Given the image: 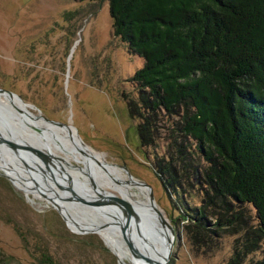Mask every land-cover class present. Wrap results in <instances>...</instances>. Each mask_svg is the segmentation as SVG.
<instances>
[{
  "label": "rangeland",
  "instance_id": "1",
  "mask_svg": "<svg viewBox=\"0 0 264 264\" xmlns=\"http://www.w3.org/2000/svg\"><path fill=\"white\" fill-rule=\"evenodd\" d=\"M144 63L143 57L115 36L108 0H0V87L18 94L29 104L25 108L30 114L40 119L34 122L5 99L7 94L0 93V155L6 154L10 166L23 169L24 181H38L35 170L43 182H53L69 197L68 205L80 221L87 222L100 216L106 219L103 209L91 206L105 209L106 205L71 180L87 182L91 188L99 182L120 203L129 202L114 183L102 179L99 164L87 169L82 149L99 152L119 174L152 188V202L175 232L168 264H228L241 233L225 232L209 246L195 249L186 232L189 222L182 216L181 204L199 207L201 188L185 189L181 196L170 197L153 169L157 156L168 159L165 129L161 128L155 146L141 145L139 120L130 115L128 104L137 99V87L131 79ZM44 117L71 125L61 128L68 129L82 149L49 147L47 138L53 132L44 127L54 124ZM4 140L21 143L17 148L23 156L17 148L3 146ZM24 155L31 157L30 163ZM4 162L0 159V164ZM5 172L0 169V264H39L42 250H47L56 264H133L129 246L123 254L95 224L88 222L105 233V241L98 232L65 220L59 203L51 205L48 197L53 195L42 186L35 184L33 190L18 187ZM142 186L150 196L151 188ZM131 188L137 187L133 184ZM54 198L63 202L58 196ZM251 212L255 213L253 208ZM69 225L86 232H76ZM130 236L135 242L132 233ZM262 258L264 246L250 253L246 261Z\"/></svg>",
  "mask_w": 264,
  "mask_h": 264
},
{
  "label": "trees",
  "instance_id": "2",
  "mask_svg": "<svg viewBox=\"0 0 264 264\" xmlns=\"http://www.w3.org/2000/svg\"><path fill=\"white\" fill-rule=\"evenodd\" d=\"M108 1L115 36L145 60L128 104L141 145L165 129L156 175L170 197L203 193L181 204L192 246L241 233L228 264H264L246 261L264 246V0Z\"/></svg>",
  "mask_w": 264,
  "mask_h": 264
},
{
  "label": "bare ground",
  "instance_id": "3",
  "mask_svg": "<svg viewBox=\"0 0 264 264\" xmlns=\"http://www.w3.org/2000/svg\"><path fill=\"white\" fill-rule=\"evenodd\" d=\"M5 94H7V93H5ZM4 97L8 101L13 102L15 104V106H17L18 109H20L23 113L26 114L25 110H27V109L25 108L24 103L18 97L12 96L15 100H17L19 103H21L23 105L14 101L12 99L11 95H9V94L5 95ZM39 120L40 119H38L37 122H40ZM34 125H36V124L34 123ZM54 125H57V124H54ZM54 125H49V126L44 127V129L46 128L47 130L53 132L47 138V144H49V147H51L50 145H53V146L55 145V146H57V148H61V146H63V145H69L73 149H82V147L80 146V144L78 143L76 138L71 136L72 133L68 129L61 128V127H66V126H60V125L54 126ZM68 127H70V126H68ZM13 144L15 145V143H13ZM20 144L17 143L15 145L16 148L21 147ZM82 144H83V142H82ZM4 145L6 148H8L5 142L3 143V146ZM83 145L87 146L86 144H83ZM20 150L21 149L19 148L16 152H18L21 156H23V153L21 152L22 150L21 151ZM49 152L51 155H53V156H55L61 160L62 159L67 160L70 165H73V163L71 161H69L68 159H65L62 156H58V155L54 154L52 151H49ZM82 152H84V154L86 155L85 163L87 165V169H89L91 166H95L96 164H99L100 166H98V167L103 169V170H101V174H100L102 179H105V180H108V181L114 183L117 186V188L120 190L121 194L124 196L126 201L128 200L132 204V207L130 206L131 207V213H127V208H126L125 204L120 203L119 201H115V202L111 201L110 197L112 196L111 194H113V193L110 192L109 190L107 191V189L105 190L104 188H102L100 186L99 182H96V185L94 186V188H91V187H89L87 182L84 183L81 180H71V182L74 185L81 183L82 187H86V189H85L86 191H88V192L90 191L89 193L94 197L93 199L99 200L100 202H102L106 205V206L104 205L105 206V209H104V208L98 207L96 205L94 206L93 204L91 205L90 203H87L95 209L96 208L97 209H99V208L103 209L102 211L104 212V215H105L104 217L106 219H104L102 216H100V218L102 220H100V218H99L98 220L88 219V220H86L87 222L80 221V219H82V218L77 216L70 209L71 206L69 207V205H68L69 204L68 203L69 197L67 198L66 193L64 191L58 190L59 188L56 189L57 187L55 186V184H53V182H47L46 180H44V182H43L42 178L38 175V173L35 170H34V172L36 173V177L38 178V181L36 180V181H34V183L32 181H24L22 178H24L23 173H25V172L22 171L23 169H21L20 167L16 168L15 166L14 167L12 165L10 166L9 165V159L5 156L6 154L0 155L1 161L4 162V160H5L4 163H6V164L1 163L0 169L1 170H7V172H5V173L8 176L9 175L13 176L14 179L10 176L9 177L11 178V181L15 185H17L18 187L23 186V188L26 189L27 188L26 186H29L30 189L33 190V188L36 187L35 184L42 186L46 190V192L48 191V193L53 195V197H51V196L48 197L49 203L51 205H57L59 203V205H57V206L62 210L61 213L63 214V216H65L64 217L65 220L67 218L69 221L73 222L76 225H80V226H83L86 228H90L93 231L98 232L102 236L104 241H105V233H106L110 239H112L116 244L119 245L120 250L123 254L126 251V249H128L127 246H129L127 243V240L125 238L126 237L125 231H126L127 220L129 218H132V220H131V222H132L131 233L135 239V242L133 241L135 244V251H133L130 247L129 248H130V254L133 257V264H165V263H167L169 255L171 256L172 249H173V248L171 249V244H172V242H175V232L171 229V226H170L171 223L167 220V218L165 217L163 212L160 211L158 205L156 203H153L152 199H150V196H151L150 188H149V190H150V196H149V194L147 193L148 191L147 192L145 191L142 184H140L138 181L133 180L132 178H128V177L125 178L123 175L119 174V172H118L119 169L118 168H111L106 163V161L103 159L102 154H100L99 152L92 151L91 149H88L86 147L82 149ZM24 157L27 158L26 160L29 163L31 162L30 161L31 157H29L27 155H24ZM35 162L37 163V161H35ZM28 167H30L32 169L31 165ZM98 167H97V169H98ZM112 172H114L116 177L113 176ZM97 176L98 175H96V177ZM97 181H98V179H97ZM133 184L137 187L136 189L131 188V185H133ZM44 186H46L47 189ZM52 186H53V188H52ZM54 196H58V197L62 198L63 202L56 201ZM79 196H81V195H79ZM103 199H106L107 201H104ZM113 205H114V207H113ZM120 212L123 214H121ZM160 214L163 217H161ZM164 219L167 221L164 222ZM88 222L93 223L96 226H98L99 228L105 230L104 231L105 233L102 230H100L99 228L95 227L94 225L88 224ZM70 228H72L76 232H86L83 230L75 229L71 226H70ZM121 232L122 233L124 232V234H121ZM141 243H142L143 247L141 246ZM113 251L120 257V255L115 250H113ZM141 252H143L144 254H142ZM121 260H123V259L121 258Z\"/></svg>",
  "mask_w": 264,
  "mask_h": 264
},
{
  "label": "water",
  "instance_id": "4",
  "mask_svg": "<svg viewBox=\"0 0 264 264\" xmlns=\"http://www.w3.org/2000/svg\"><path fill=\"white\" fill-rule=\"evenodd\" d=\"M7 93V94H9V95H11V96H16V97H18L23 103H24V105H29V104H27L18 94H16V93H14V92H12V91H9V90H7V89H4V88H1L0 87V93ZM25 112H26V114H29L30 116H31V119L35 122L36 121V118L38 119V117H34V116H32L31 114H30V112L28 111V110H25ZM44 119L45 120H47V121H49V122H51V123H54V124H57V125H60V126H71V125H69V124H67V123H62V122H58V121H54V120H52V119H49V118H47V117H44ZM4 142H6V144H7V146H10V147H12V148H14V149H16V146L13 144V143H11L10 141H8V140H4ZM83 142V141H82ZM83 144H85L84 142H83ZM6 176H8L6 173H4ZM9 177V176H8ZM10 178V177H9ZM11 179V178H10ZM142 184H144V185H146V186H148V187H150L148 184H146V183H144V182H141ZM151 188V187H150ZM110 199L111 200H117V201H121L118 197H114V196H111L110 197ZM151 199L152 200H154V196H153V192H152V188H151ZM124 204H125V206H126V208H127V213H131V207H130V204H129V202H124ZM161 215V214H160ZM161 217H163L162 215H161ZM131 220H132V218H129L128 220H127V225H126V240H127V243H128V245H129V247L133 250V251H135V244H134V242H133V240H132V238H131V236H130V234H131V225H132V222H131ZM165 221H167V220H165L164 219V222ZM171 226V229L174 231V229H173V227H172V225H170ZM173 246H174V242H172V244H171V249L173 248ZM170 255H169V258H168V261H167V263H165V264H168V262H169V260H170Z\"/></svg>",
  "mask_w": 264,
  "mask_h": 264
}]
</instances>
